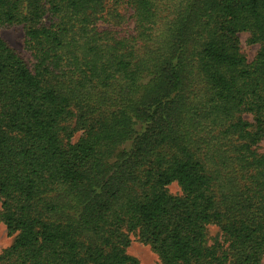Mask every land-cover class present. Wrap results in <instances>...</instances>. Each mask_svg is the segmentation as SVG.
Instances as JSON below:
<instances>
[{
  "label": "trees",
  "instance_id": "obj_1",
  "mask_svg": "<svg viewBox=\"0 0 264 264\" xmlns=\"http://www.w3.org/2000/svg\"><path fill=\"white\" fill-rule=\"evenodd\" d=\"M15 25L34 63L0 34L3 264H140L132 235L162 264H264V0H0Z\"/></svg>",
  "mask_w": 264,
  "mask_h": 264
},
{
  "label": "rangeland",
  "instance_id": "obj_2",
  "mask_svg": "<svg viewBox=\"0 0 264 264\" xmlns=\"http://www.w3.org/2000/svg\"><path fill=\"white\" fill-rule=\"evenodd\" d=\"M103 28L107 27V23H102ZM1 36L15 48L28 62L33 65L34 58L31 51L26 47V33L24 25H15L11 27H4L0 30ZM250 34L248 32H241L239 34L240 46L242 52L246 55L247 60L252 62L260 48L259 43L249 42ZM246 118L252 120V115L248 114ZM79 131L75 137L77 139L81 135ZM261 150L264 151V140L260 143ZM170 191L174 194H180L181 190L178 184L173 183L170 186ZM208 233L211 238L219 237L221 230L216 225H210L208 227ZM16 235H10L7 226L4 223H0V255L9 248L15 241ZM128 252L136 257L140 264H162L158 254L151 248V246L139 237L132 235L131 245L128 247ZM264 263V260H263ZM0 264L3 262L0 260Z\"/></svg>",
  "mask_w": 264,
  "mask_h": 264
}]
</instances>
